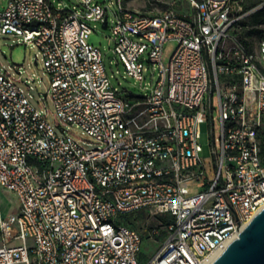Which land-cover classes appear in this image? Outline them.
<instances>
[{"label": "built area", "instance_id": "1", "mask_svg": "<svg viewBox=\"0 0 264 264\" xmlns=\"http://www.w3.org/2000/svg\"><path fill=\"white\" fill-rule=\"evenodd\" d=\"M187 1L188 12L126 0L0 3V33L35 44L51 79L38 108L20 82L32 86L0 65V187L17 199L6 215L0 203V264H141L143 235L125 221L142 211L166 218L144 264H212L262 210L264 34L252 42L246 32L264 1L247 11L246 0ZM112 7L127 73L157 72L145 97L123 94L88 42Z\"/></svg>", "mask_w": 264, "mask_h": 264}, {"label": "rangeland", "instance_id": "2", "mask_svg": "<svg viewBox=\"0 0 264 264\" xmlns=\"http://www.w3.org/2000/svg\"><path fill=\"white\" fill-rule=\"evenodd\" d=\"M7 0H0L3 5ZM55 6H58L59 2H62L63 6H73L77 4V0H51ZM104 1V0H101ZM126 5L133 10L146 12L149 10L162 11L167 8H174L181 12L190 11V5L187 0H126ZM113 11L109 12V27L103 28L101 24H97L94 27L92 34L88 37L90 44L98 47L103 54L104 63L110 76H112V83L120 88L125 89L123 94L131 95L132 97H145L147 90L155 83L157 79V72L152 77L149 73L145 74V79L140 81L135 77L129 75L120 62L118 56L114 52L115 42L113 39L112 26L115 20L114 11L116 7H112ZM249 28V30H252ZM255 32L247 37L252 42H257L261 35L264 34V23L254 29ZM176 46L175 42H169L165 45L164 62L167 64L170 57V50ZM36 56L38 61L36 64ZM0 65L5 66L9 72L14 73L15 77L24 80L26 83L32 86L30 89L25 84L20 82V85L25 91L32 95V102L40 108L41 97L48 91L51 83L49 74L45 71L44 61L40 49L31 43H27L21 36H15L11 34L0 33ZM43 103V102H42ZM41 103V105H42ZM215 107L218 105L217 97L214 98ZM49 114L48 120L51 124L56 125L57 119L54 117L55 107L50 99L46 102ZM217 114V113H216ZM68 131L71 136L80 141L85 148H94L97 146L96 140L89 134L83 132V130L77 126H69ZM59 132V131H58ZM217 135H219V128H217ZM202 144L205 145L204 155H208V140L207 131L205 129L204 136L202 138ZM0 203L3 209L4 215L17 209V199L14 193L5 190L0 187ZM133 218H136V224L138 228H135L143 235V245L139 255L141 264L147 263L154 254L161 247L162 239L160 236L154 235V230L159 229L160 234L164 230L165 219L162 216L152 214L149 211H142L135 213ZM15 243L20 244V241Z\"/></svg>", "mask_w": 264, "mask_h": 264}, {"label": "water", "instance_id": "3", "mask_svg": "<svg viewBox=\"0 0 264 264\" xmlns=\"http://www.w3.org/2000/svg\"><path fill=\"white\" fill-rule=\"evenodd\" d=\"M212 264H264V207Z\"/></svg>", "mask_w": 264, "mask_h": 264}, {"label": "trees", "instance_id": "4", "mask_svg": "<svg viewBox=\"0 0 264 264\" xmlns=\"http://www.w3.org/2000/svg\"><path fill=\"white\" fill-rule=\"evenodd\" d=\"M264 0H246L245 1V10H250L258 5H260ZM249 24H260V23H264V8L256 11L255 13H253L248 21ZM255 32L254 29L249 30L246 34L247 35H252ZM135 213H130L126 216V221L125 223L132 228H138V225L136 224L137 219L133 218V215Z\"/></svg>", "mask_w": 264, "mask_h": 264}]
</instances>
